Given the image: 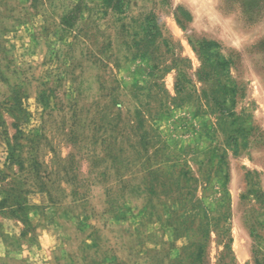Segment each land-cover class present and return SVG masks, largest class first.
<instances>
[{"label":"rangeland","instance_id":"rangeland-1","mask_svg":"<svg viewBox=\"0 0 264 264\" xmlns=\"http://www.w3.org/2000/svg\"><path fill=\"white\" fill-rule=\"evenodd\" d=\"M0 237V264H264V0H0Z\"/></svg>","mask_w":264,"mask_h":264},{"label":"trees","instance_id":"trees-1","mask_svg":"<svg viewBox=\"0 0 264 264\" xmlns=\"http://www.w3.org/2000/svg\"><path fill=\"white\" fill-rule=\"evenodd\" d=\"M159 35H161V32L159 30V26L157 22L156 21L151 22L148 28L147 40L151 42L152 39L157 38Z\"/></svg>","mask_w":264,"mask_h":264},{"label":"crops","instance_id":"crops-1","mask_svg":"<svg viewBox=\"0 0 264 264\" xmlns=\"http://www.w3.org/2000/svg\"><path fill=\"white\" fill-rule=\"evenodd\" d=\"M6 233V235H7V233H9L10 235H12V233L11 232H9V231H5ZM4 234V235H5ZM16 234V233H15ZM0 244L2 245V246H4V241H3V239L0 237Z\"/></svg>","mask_w":264,"mask_h":264}]
</instances>
